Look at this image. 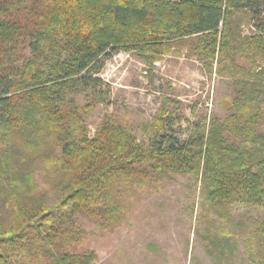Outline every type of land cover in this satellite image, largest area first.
I'll return each instance as SVG.
<instances>
[{
    "label": "trees",
    "instance_id": "16d2710c",
    "mask_svg": "<svg viewBox=\"0 0 264 264\" xmlns=\"http://www.w3.org/2000/svg\"><path fill=\"white\" fill-rule=\"evenodd\" d=\"M241 12L251 18L252 36L230 31ZM191 38L199 45L190 50L209 68L221 54L222 72L242 78L231 114L192 124L182 139L183 116L165 99L146 141L112 115L89 135L86 110L109 94L98 78L108 59L120 51L164 55ZM257 60L264 64V0H0V264H94V252L72 249L82 234L75 216L110 229L134 186L165 174L195 176L216 219L264 209V68L257 71ZM80 90L84 106L72 99ZM37 172L51 176L52 203L35 186ZM225 231L243 232L241 225ZM250 234L242 235L249 260L264 264V222ZM222 238L214 235L212 247L230 254L233 244ZM204 250L212 257L210 246Z\"/></svg>",
    "mask_w": 264,
    "mask_h": 264
},
{
    "label": "rangeland",
    "instance_id": "374dc122",
    "mask_svg": "<svg viewBox=\"0 0 264 264\" xmlns=\"http://www.w3.org/2000/svg\"><path fill=\"white\" fill-rule=\"evenodd\" d=\"M228 25L231 32L241 37L255 32L245 12L232 17ZM192 45H199V40H185L170 47L164 55L151 54L146 59L134 51H120L108 59L98 78L109 94L104 102L86 110L89 135L95 133L104 116L112 115L138 140L146 141L165 99L174 101L171 110L177 106L183 116L179 130L182 139L190 134L194 123L204 126V121L207 125L214 118L223 121L231 114L237 94L235 83L242 78L230 79L228 73L222 72L221 54L209 68L200 52L201 57L190 50ZM237 63L250 67L246 59ZM256 65L257 71L264 68L258 60ZM86 96L80 90L72 99L84 106ZM261 131L264 134V125ZM50 180L46 172L34 175L37 190L49 193L52 203ZM134 187L133 193L125 198L122 220L110 229H99L94 220L83 214L75 216L73 223L82 234L72 247L74 252H94L97 257L94 264H256L249 260L250 252L246 251L242 235L247 237L264 222V209L239 208L231 212L229 220L216 219L207 211L199 180L193 175L165 174ZM239 225L243 232L225 231ZM214 235L229 237L233 244L230 254L226 250L221 255V251L212 247ZM205 246L213 249L212 257L205 253Z\"/></svg>",
    "mask_w": 264,
    "mask_h": 264
}]
</instances>
